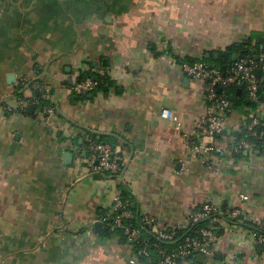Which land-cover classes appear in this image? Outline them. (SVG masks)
Here are the masks:
<instances>
[{
	"label": "crops",
	"instance_id": "crops-1",
	"mask_svg": "<svg viewBox=\"0 0 264 264\" xmlns=\"http://www.w3.org/2000/svg\"><path fill=\"white\" fill-rule=\"evenodd\" d=\"M249 37L264 43V0H0V264H149L132 263L128 243L104 233L121 185L153 236L189 223L207 200L239 206L249 220L217 232L214 262L264 264L243 225L264 221V153L228 152L264 110L247 115L251 108H231L224 96L225 133L208 136L205 89L181 67L203 53L223 59ZM85 73L111 85L75 95ZM23 79L27 99L32 81L48 86L54 114L17 110ZM162 109L178 115L180 131L159 117ZM90 136L122 158L117 178L80 169L72 148L84 158L79 143ZM187 141L221 150L198 156ZM196 258L188 264H209Z\"/></svg>",
	"mask_w": 264,
	"mask_h": 264
},
{
	"label": "built area",
	"instance_id": "built-area-1",
	"mask_svg": "<svg viewBox=\"0 0 264 264\" xmlns=\"http://www.w3.org/2000/svg\"><path fill=\"white\" fill-rule=\"evenodd\" d=\"M257 60L251 58H239L234 61L226 69H220L216 67H208L200 60L193 61L192 63L182 62L181 67L183 72L191 77L194 81H198L205 89L208 101L210 113L205 123L206 134L210 137L216 134H221L225 128L226 115L230 110L229 103L224 99L222 94H219L217 90L228 85H235L237 87L245 86L248 92V98L252 102L257 101V93L261 86L264 85V55H257ZM259 69L261 76L255 75V70ZM27 80H21L20 85L25 86ZM97 81L91 77H86L80 81H77L71 88V92L75 95H85L94 93L97 91ZM25 88V87H24ZM30 90L35 95L27 99L23 96V92L20 96H16V108L19 111L24 110L28 105L35 107V114L38 116L54 114L55 109L52 105H44L43 102H47L50 99L49 88L46 84L32 81L30 83ZM261 109V110H260ZM254 109H247L248 114L252 115ZM260 111L264 110V106L259 107ZM159 117L165 121H168L176 131H180L182 128V122L173 111L168 109H162L159 112ZM254 116H251L250 123L247 126V132L251 135L254 134L253 129L262 125ZM188 139V137H187ZM87 147L84 158L81 156V151L75 148L72 149L75 152L76 159L79 160L84 174L88 173H109L118 176L123 169L122 158L116 153L112 147L106 143L94 142L90 138H85ZM192 149V152L198 156H204L212 152L220 151V147L209 142L207 144L192 145L187 141ZM233 144V145H232ZM72 145V143H71ZM232 146L228 149L229 153L242 150H253L254 145L246 141H242L238 145L231 143ZM239 201H244V196L239 195ZM129 202L122 200L120 195L117 194L107 211L104 221L107 227H113L120 229L123 232L125 241L134 252V258L131 260L133 263L137 256H142L149 264H188L189 261L202 255L209 264H215L214 256L216 251V234L218 231H226L230 233L232 224H239L247 219V216L242 211V208L235 206L231 203H225L222 198L210 199L203 202L198 209L192 213L189 217V223L176 224L163 227L160 230L154 232V238L158 242L173 243L177 242V233L185 232L190 227L200 222H204V225L194 229L193 236L183 235L181 242L176 249L172 252L159 247L157 243L150 242L142 238L141 230L137 227L129 226L125 221L130 220L133 214L128 209ZM140 222L145 226H149L151 223L147 215H139ZM249 220V219H247ZM253 237L254 246L261 249L262 256L264 257V222H260L257 225L256 231H248ZM230 235H233L232 233ZM226 237V235H225ZM141 243V248L135 252L134 246ZM155 248L157 253V259L153 260L151 255V249Z\"/></svg>",
	"mask_w": 264,
	"mask_h": 264
},
{
	"label": "trees",
	"instance_id": "trees-1",
	"mask_svg": "<svg viewBox=\"0 0 264 264\" xmlns=\"http://www.w3.org/2000/svg\"><path fill=\"white\" fill-rule=\"evenodd\" d=\"M233 53L239 54L241 59L251 58V59L255 60L254 59L255 56L261 55V54L264 55V43L260 42L258 44H254L253 43V37L245 38L243 40L236 41L235 43H233L232 45H230L226 49V51L224 52V58H225L224 62H222V59L214 60V58L212 57V53L208 58L205 57L206 53H203L200 61L205 63L208 67H216V68H220V69L221 68L226 69L231 64L234 63L230 60V56ZM183 61L188 62V63L193 62L190 58H186ZM224 65H225V68H223ZM87 75L89 77H91L92 79H94L95 81H97V83H98L97 90H103V88L111 85V83L108 81L106 76L98 75L95 73H89ZM87 75L85 73V76H87ZM81 79H84V78H81ZM24 87L25 86H21V85H19L17 87V96H20L22 94V92H19V91L22 90ZM238 88L239 87H237L235 85H228L226 87L221 88L220 92H218V93L222 94L223 97L225 96V97L229 98L231 100V103H233V108L238 109V108L247 107V108L255 109V108H259L260 106H264V88L259 89V91L257 93V101L256 102L250 101L248 104L245 102L248 99V92H247L245 86H241L242 89H241L240 94L237 93ZM258 102H259V104H258ZM43 104L46 105L47 102H43ZM258 120H260V122L263 124L258 125L253 129V131H254L253 135H251L250 133L247 132L246 129H244L241 133L234 134L233 136H234V144L235 145H238L242 141H246V142L254 145L253 151H259L262 154V153H264V116L262 115L261 117H258ZM90 138L95 143L96 142L102 143V140L97 141V140H95V138L93 136H90ZM79 145L83 146L84 151H86L87 142L82 141L79 143ZM86 154H87V152H86ZM232 154L235 157L242 156L241 151H235ZM96 176H109V177L117 178L115 175L105 173V172L97 173ZM119 187L121 190L120 191L121 192L120 193L121 199L127 200L129 202L128 209L133 214V217L130 220L125 221V223L128 224L129 226L139 228L141 230V233H142V238H144L150 242L157 243V245L159 247L167 250L168 252H172L176 249L178 244L181 242V238L183 237V235L193 236L194 235V233H193L194 229L204 225V222H200L198 224L193 225L192 227H190L185 232L177 233V236H176L177 242L176 243L175 242H173V243L158 242L155 240L154 236L148 231V227L140 222L139 213L136 211L133 197L129 194V192L127 191V189L124 186L121 185ZM243 225L251 231L257 230V226L253 225L251 223L244 222ZM104 233L106 235L116 234L122 240L125 241V237L123 235V232L120 229L113 228V227H107V229L104 231ZM140 248H141V243L136 244L134 246V251L137 252ZM151 255L153 257V260L157 259V253H156L155 248L151 249ZM137 257H138L139 262H141V263L146 261L144 259V257H142V256H137Z\"/></svg>",
	"mask_w": 264,
	"mask_h": 264
},
{
	"label": "water",
	"instance_id": "water-1",
	"mask_svg": "<svg viewBox=\"0 0 264 264\" xmlns=\"http://www.w3.org/2000/svg\"><path fill=\"white\" fill-rule=\"evenodd\" d=\"M220 55H221V54L217 52V53H213L212 57H213L214 59H218ZM209 56H210L209 53L205 55L206 58H208ZM239 58H240V55H239V54H235V53L231 54V56H230V60H231L232 62L238 60ZM257 58H258V56H255L254 59L257 60ZM224 61H225V58L222 59V62H224ZM223 68H225V65L223 66ZM254 72H255V75H256L257 77H260V76H261V72H260L259 69H256ZM263 88H264V85L260 87V89H263ZM220 90H221V89L219 88V89L217 90V92H220ZM239 92H240V89H238V93H239ZM245 102L248 104V103L250 102V99H247ZM258 104H259V102H258ZM230 107H231V108L233 107V104H232V103H230ZM26 108H27L28 111H31V110H33L34 107H33L32 105H29V106H27ZM258 115H259V114H258ZM224 133H225V131H222V134H224ZM72 158H73V154H72V153H68V152L65 153V163L70 164L71 161H72ZM94 227H95V230L99 231V230L101 229V223H100V222L95 223ZM196 259H197L199 262H202V261L204 260V257H203L202 255H198Z\"/></svg>",
	"mask_w": 264,
	"mask_h": 264
}]
</instances>
